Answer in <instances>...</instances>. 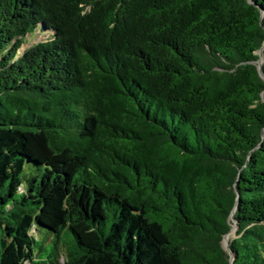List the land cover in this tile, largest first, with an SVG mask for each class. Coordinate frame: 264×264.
<instances>
[{
	"label": "trees",
	"instance_id": "obj_1",
	"mask_svg": "<svg viewBox=\"0 0 264 264\" xmlns=\"http://www.w3.org/2000/svg\"><path fill=\"white\" fill-rule=\"evenodd\" d=\"M263 43L264 0H0V264H264Z\"/></svg>",
	"mask_w": 264,
	"mask_h": 264
},
{
	"label": "rangeland",
	"instance_id": "obj_2",
	"mask_svg": "<svg viewBox=\"0 0 264 264\" xmlns=\"http://www.w3.org/2000/svg\"><path fill=\"white\" fill-rule=\"evenodd\" d=\"M46 38H48L47 33L44 32H38L36 31L32 36H28L27 37V44L22 46V49L28 47L31 44L37 43L39 41L45 40ZM264 51V49H263ZM260 60L258 61L259 66L262 64V56L260 55ZM39 173L38 168L33 165V164H27L26 166H24V170L21 174V178L22 181L24 182V185L26 184L27 181L31 180L32 178H34L35 176H37V174ZM236 232V229L234 231V233L229 236L227 243L229 240H231L234 237V234ZM46 232L45 231H39L37 234H35V239L36 241L39 242L40 245V249H38L36 246H34V255L35 258H39L40 260H43L44 262H46V264H50L52 262L55 261V255H54V251H53V236H51L48 240L44 239ZM61 242L67 243V240H65V236H62L61 238ZM223 248L225 249L226 244L223 240Z\"/></svg>",
	"mask_w": 264,
	"mask_h": 264
},
{
	"label": "water",
	"instance_id": "obj_3",
	"mask_svg": "<svg viewBox=\"0 0 264 264\" xmlns=\"http://www.w3.org/2000/svg\"><path fill=\"white\" fill-rule=\"evenodd\" d=\"M248 3H250V0H248ZM260 17H262V12L260 11ZM264 49V43H263V45H262V47L260 48V50H259V52H261L262 50ZM260 60V59H259ZM258 60V61H259ZM258 61H257V67H258V69L260 68V66H259V63H258ZM264 96V95H263ZM230 233V232H229ZM227 236V235H226ZM223 243V242H222ZM225 244H226V247H225V250L229 253V250H228V243H227V241H225ZM229 255H230V253H229ZM232 263V259H230V264Z\"/></svg>",
	"mask_w": 264,
	"mask_h": 264
},
{
	"label": "bare ground",
	"instance_id": "obj_4",
	"mask_svg": "<svg viewBox=\"0 0 264 264\" xmlns=\"http://www.w3.org/2000/svg\"><path fill=\"white\" fill-rule=\"evenodd\" d=\"M234 231H235V228H232V231L224 238V242L228 240L229 236H231L234 233Z\"/></svg>",
	"mask_w": 264,
	"mask_h": 264
}]
</instances>
